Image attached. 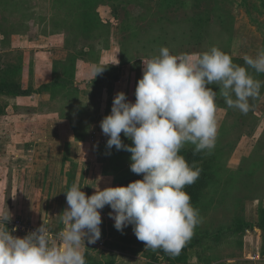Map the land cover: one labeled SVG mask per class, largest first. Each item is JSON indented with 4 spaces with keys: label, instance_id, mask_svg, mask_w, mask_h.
<instances>
[{
    "label": "rangeland",
    "instance_id": "1",
    "mask_svg": "<svg viewBox=\"0 0 264 264\" xmlns=\"http://www.w3.org/2000/svg\"><path fill=\"white\" fill-rule=\"evenodd\" d=\"M94 5L106 28L102 32H93L86 40L74 21L79 12L74 0H0V79L15 67H22V72L13 78L14 82L21 86L24 83L23 87L28 88L29 82L39 75L42 78L38 80L47 79L50 83L53 80V63L64 58L65 61L69 54H76L86 45L94 47L95 58L99 59V65L87 57L78 60L76 76L79 83L73 84L79 92L77 100L74 97V101H68L69 98L59 95L54 101L49 95L42 100L31 97L28 112L36 115L26 118V125H31V130L21 137L27 141L48 139V142L33 143L24 152L13 147L14 151L9 148L1 150L0 217L10 215L5 226L12 235L20 238L44 223L51 243L59 244L58 233L65 227L59 215L68 207L65 194L67 173H74V184L89 196L98 189L111 187L114 177L104 175L107 169L114 170L123 165L127 176L134 174L130 170L131 153L124 150H121L125 153L120 162L110 160L108 149L95 160L83 157L93 146V154H98V147L108 138L95 124L99 125L104 117L111 114L113 100L120 87H126L127 100L135 103V89L143 75L142 60L158 56L162 47H167L173 55H181L202 53L215 46L229 54L233 63L244 66L254 79L264 82V73L257 74L243 59L245 55L255 57L264 50V0H95ZM194 19V23H198L196 28L201 29L202 38L187 44L188 27ZM186 29L187 35H184ZM163 30L171 31L167 35L169 40L165 41L163 37L158 43ZM172 37H175L174 41L170 40ZM121 46L133 49L130 54L122 56ZM35 55L39 57L36 64H40L37 73L33 69ZM23 59L27 64L24 71ZM103 64L108 65V70H117L102 72L96 77L95 88L90 90L87 79ZM107 74H114L115 78H108ZM209 87L217 92L215 103L218 109L217 137L209 151L214 153L218 159L216 162L222 167L217 176L219 196L222 199L221 193H229L225 200H220L215 192L213 196L209 195L212 204L200 212L201 222L190 238L195 243L194 247L175 256L162 250L145 251L144 242L136 238L133 228L127 226L123 233L114 228V220L109 217L112 210L105 206L100 210L101 238L95 244H88L85 238V259L89 257L96 264L111 261L117 264H183L174 261L185 255L186 264H206L202 262L204 259H211L209 264H264V256L260 252L264 247L261 240L264 232L257 225V208L264 206V86L256 98L249 99L247 114L229 108L218 86ZM64 109L78 124L77 132L84 135V141L73 140L72 144H67L69 139H73L74 132L70 128L71 122L60 118ZM86 126L87 129L82 131ZM92 127L98 131L88 139L95 132ZM20 132L17 130L15 133ZM4 135L5 132L1 134ZM131 142L123 141L133 146ZM193 147L189 143L182 149ZM254 162L255 167L250 166ZM45 163L52 172L47 193L43 191L45 186L36 190L40 186L34 184L35 180H30L31 171L43 169ZM239 170L246 175L232 176ZM250 170L254 172L249 174ZM230 176L235 180L248 178L254 184L239 194L238 182L233 178L231 182ZM226 180L229 182L225 183ZM226 185H229L228 191L225 190ZM237 198L243 199L239 208L235 206ZM234 216L250 222L253 229L248 228L239 235L226 232L217 235ZM152 257L158 258L157 262ZM248 258L258 260L249 261Z\"/></svg>",
    "mask_w": 264,
    "mask_h": 264
},
{
    "label": "clouds",
    "instance_id": "2",
    "mask_svg": "<svg viewBox=\"0 0 264 264\" xmlns=\"http://www.w3.org/2000/svg\"><path fill=\"white\" fill-rule=\"evenodd\" d=\"M245 64L264 73V50L245 55ZM143 61L142 78L135 89V103L126 94L115 95L111 114L100 123L109 137L108 149L131 153L130 170L142 175L127 186L107 187L87 195L73 184L66 194L65 226L54 245L43 223L23 238L7 229L10 215L0 217V264H86L85 238H101V211L111 208L114 228L123 233L131 225L145 251L162 250L178 255L201 222L190 195L184 190L199 178L202 168L180 154L185 144L194 154L211 150L218 132L216 85L229 108L247 114L249 99L256 98L264 82L254 79L232 57L213 46L198 54L173 55L162 47L158 56ZM104 68H96L95 77ZM121 133L133 146L122 142ZM110 154V153H109ZM12 231H15L13 229Z\"/></svg>",
    "mask_w": 264,
    "mask_h": 264
},
{
    "label": "trees",
    "instance_id": "3",
    "mask_svg": "<svg viewBox=\"0 0 264 264\" xmlns=\"http://www.w3.org/2000/svg\"><path fill=\"white\" fill-rule=\"evenodd\" d=\"M74 2L78 5V10H79V12H77L75 15L76 18L74 21H76L77 23L76 26L81 30L84 36L87 37L84 39L89 40L93 32L95 31L102 32L101 30L106 28L105 26H103L104 24H102L97 13L94 10L95 0H74ZM194 22H195V19L193 20V23H191V25L188 27L190 28L189 29L190 33L188 35L189 43L187 44H190V41L193 39H197V41H200V39L202 38V34H201L202 32L199 33L201 29H197L196 26L198 25V23H194ZM170 33L171 31L163 30V36H161L158 39V43L161 41L163 37L165 41L169 40L167 39L168 38L167 35H169ZM97 34H95V36ZM184 35H187V29ZM174 39L175 37L170 38V40H173V41ZM129 46L128 48L126 47L125 49L123 48V46L120 47L122 56H126L128 55V53L129 54L131 53V50L133 48L131 49L129 48ZM83 57H87V59L90 60V62L94 63L95 65H99L98 64L99 59L95 58L94 47H92V45L83 46L80 49H78V52L76 54H72V53L69 54L65 61L54 62L53 63V73H52L53 80L48 84H44L40 86L36 90H33L31 86H28L27 89H22L19 83H16L13 81V78L22 72V67H15L12 71L6 72V75L2 76V78L0 79V95L15 96V97H29L33 94H47L49 95L51 101L56 100L58 95L61 98H67V99L69 98L68 101L73 100L74 97L76 98L75 100H77V91L73 86V82L76 77L75 74L77 72V62L79 59H82ZM98 68H104V71H103L104 73L117 70L115 68H111V70L110 69L108 70L107 67H98ZM100 74H98L97 76H99ZM7 75H10V76L8 77ZM107 75H108V78H115L114 74H107ZM60 118L66 119L71 122L72 126L70 128L71 130H73L77 141H84V137H83L84 135L82 136L81 134L77 132L78 124L74 122V119H72V117L69 114H67V111L65 109L63 111L61 110ZM84 129H87V126L82 128V131ZM121 139H122V142L126 140L131 142V140L126 139V137H124L123 135H121ZM107 140L105 143H103L99 147L98 155L101 154L104 150L108 149L106 147ZM194 148L195 147L188 148V149H181L180 154L185 157V159L188 161L189 164H192L195 161L196 166L202 168V172L199 178L196 180V182L192 184L191 186H186L184 189L190 195L191 203L193 207L196 208L200 214L202 210L204 212V209H208L209 206H211L210 204H212V197H209V195L213 196L214 195L213 192H215L216 193L215 196H218L220 200L222 199L225 200V195H227L229 192H227L226 194L221 193L222 199H221V196H219L220 192H219L217 176L222 167L216 162L218 159L216 158L214 153L210 152L209 150H204V151L194 154ZM108 150H110V160L118 161V162L122 161V158L124 157L125 152H122L121 150L117 151L114 146L112 149H108ZM255 164L256 163L254 162L250 166L255 167ZM125 171H123V165H120L119 168H116L114 170L112 169L105 170L104 175L114 177L111 182L112 184L111 187L127 186L131 182L142 179L137 174L127 176L128 174L125 173ZM253 172L252 170H250L248 173L252 174ZM118 174H121V176L116 177L118 176ZM243 175L245 176L246 174L243 173V170H239L237 171V173H235L232 176H236L237 178H239V177H244ZM232 176H230L231 182H233V179L235 180V178H233ZM66 177H67L66 188L68 191L70 187L74 184L75 175L74 173L69 172L66 174ZM244 179L245 178H243L242 180L240 179L235 180L238 182L237 188L239 189L238 190L239 194L240 193L243 194L244 189L245 190L250 189V186L254 184L252 183V181L248 180V178L245 179V181ZM240 181H242L243 186ZM227 182L229 181L226 180L225 183ZM232 186L233 185H231V187ZM228 189H229V185H226L225 190L228 191ZM242 200H243L242 198H237V201L236 199L234 200L235 206L237 208H239V203L241 204L243 202ZM257 213H258L257 225L260 228V230L264 232V206L260 205L257 208ZM128 228H132V226L129 225ZM248 228L253 229V225L250 222H248L244 218L234 216L232 217L231 223L227 227L223 228L222 232L219 233L218 231L217 235H220L223 232H226L227 234H230V235H239V234H243ZM261 240L262 242H264V236ZM194 245L195 243L191 239L188 240L179 253L183 251L185 252L186 249L192 248L194 247ZM260 252H261V256L263 257L264 247L261 248ZM183 256L184 257H179V259L177 258V260L174 262L175 263L181 262L184 264L186 262V257L185 255ZM152 258L154 261L157 262L158 258H155V257H152ZM202 262L209 264L211 262V259H208V260L204 259ZM86 264H96V263L91 262V258L88 257L86 259ZM106 264H114V263L111 261L110 263L108 262Z\"/></svg>",
    "mask_w": 264,
    "mask_h": 264
},
{
    "label": "crops",
    "instance_id": "4",
    "mask_svg": "<svg viewBox=\"0 0 264 264\" xmlns=\"http://www.w3.org/2000/svg\"><path fill=\"white\" fill-rule=\"evenodd\" d=\"M34 58L35 59L33 60V63H34L33 69L35 70V73H37V69H40V64H36V62H37L36 60L37 59L39 60V57H37V55H35ZM64 59H61V61H63ZM22 65H23V71H24V69L27 68V64H26L25 59H23ZM103 65L104 66H102V67L108 66L107 64H103ZM94 67H95V65H94ZM77 70H78V62H77ZM76 74H77V72H76ZM96 77H98V76H96ZM96 77L93 74L91 77H88V79H87L88 84L91 86L90 90L92 88H95ZM39 78H42V77H40L39 75H37V76L35 75L34 80L29 82V86H31L33 90H36L40 86L48 83L47 79L40 81V80H38ZM78 78L79 77H77V76L75 77L73 84L79 83ZM23 85H24V83H22V86H21L22 89H27V88L23 87ZM122 87H120V90H118V93L123 92L127 96L128 91L125 90L126 87H124V86H122ZM76 90H77V97H78L79 92H78V89H76ZM32 96H34L35 98H37L39 100H42L43 98H46L47 94H33L29 97H15V96L0 95L1 102L3 100V103L0 104V153H1V150H7L8 148L11 151H14V149L15 150L17 149L18 152H24L26 149L28 150L27 147H31L33 143H34V145H39L40 143L48 142V139H45V140L29 139V141H27L25 138L23 139L21 137V135H25L27 133L26 132L27 130L28 131L31 130V125L29 127H27V125H26V120H27L26 118L30 117L32 114L36 115V113H33L32 111L28 112V109L31 108V107H29V106H31L29 104H32L30 101ZM95 126H98V128L101 129L100 124L99 125L95 124ZM92 129L95 132H92V136L88 139H92L93 135L97 133L96 131H98L97 128L92 127ZM17 130L21 131V132L19 134H16L15 132ZM4 132H5V135L1 136V134ZM72 134H73L72 135L73 139L68 140V142H67L68 145L72 144L73 140H74V142L77 141L75 138V134L74 133H72ZM121 134H123V133H121ZM102 137L103 136H101V138ZM103 138H106V137H103ZM106 140H107V138H106ZM106 140L103 141L100 144V146L103 143H105ZM92 146H93V144H92ZM12 147L14 149H12ZM99 147H98V150H99ZM94 149H95L94 146H93V148L91 147V149L88 148L87 149L88 154H86V156L83 158H87L90 161L97 159L98 154H96V153L93 154ZM89 150H91V152ZM98 150H97V152H98ZM51 158H52V156H51ZM0 166H2V165H0ZM42 168L43 169H39V171L38 170L37 171H31L30 180H35V182L33 181L34 184L37 186H40V189H36V190H42L41 188L43 186H45L46 190L43 189V191H46V193H47L49 191L50 180H51L50 178L52 176V172L49 170V166L46 163L43 165ZM6 170L8 171L9 169H6ZM106 177H108V176H106ZM36 188H38V187H36ZM259 242H260V238H259ZM248 260L249 261H252V260L257 261L258 259L248 258ZM114 264H117V263H114Z\"/></svg>",
    "mask_w": 264,
    "mask_h": 264
}]
</instances>
